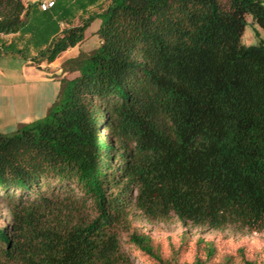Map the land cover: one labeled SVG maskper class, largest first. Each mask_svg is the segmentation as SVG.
<instances>
[{
    "label": "trees",
    "instance_id": "obj_1",
    "mask_svg": "<svg viewBox=\"0 0 264 264\" xmlns=\"http://www.w3.org/2000/svg\"><path fill=\"white\" fill-rule=\"evenodd\" d=\"M40 1L0 0V58L51 63L96 18L100 44L62 64L77 74L42 118L0 132V264H133L122 232L171 264L133 208L262 229L264 40L241 36L246 15L264 30V0Z\"/></svg>",
    "mask_w": 264,
    "mask_h": 264
},
{
    "label": "rangeland",
    "instance_id": "obj_2",
    "mask_svg": "<svg viewBox=\"0 0 264 264\" xmlns=\"http://www.w3.org/2000/svg\"><path fill=\"white\" fill-rule=\"evenodd\" d=\"M25 4L38 0H23ZM97 10L93 8L92 11ZM79 23L75 20V24ZM100 19L96 18L85 30L84 39L75 47L67 49L56 58L52 65L56 67V73L62 74V64L69 58L78 55L80 52H90L100 44L97 33ZM241 40L244 44H257L264 40V30L253 21L251 15H246V25L244 27ZM21 58V57H20ZM18 59L13 58V64H19ZM19 61V60H18ZM44 65L46 62L38 63L32 61L31 65ZM60 74V75H61ZM77 73H65L66 77L72 78ZM55 75V74H54ZM56 76V75H55ZM66 183L51 181L43 185L40 189L48 191H60ZM74 192L79 195L81 192L72 183ZM31 196H34L32 194ZM1 203V198H0ZM133 227L147 233L158 245L160 254L171 264H264V227L260 230L250 229L237 224H228L221 229H211L206 226L195 225L190 221L179 220L172 216L169 220L161 221L149 219L143 216L135 208L130 214ZM9 223V218L5 208L0 204V227ZM128 233H120L121 248L130 256L133 264H159L152 257L142 253L128 239ZM208 246L212 247V253L208 254Z\"/></svg>",
    "mask_w": 264,
    "mask_h": 264
},
{
    "label": "crops",
    "instance_id": "obj_3",
    "mask_svg": "<svg viewBox=\"0 0 264 264\" xmlns=\"http://www.w3.org/2000/svg\"><path fill=\"white\" fill-rule=\"evenodd\" d=\"M17 36L18 33L9 34L5 39L10 41ZM13 58L19 64H13ZM53 62L34 66L29 57L0 58V132L11 133L18 123L32 122L46 114L57 96L60 79L65 76V72H55Z\"/></svg>",
    "mask_w": 264,
    "mask_h": 264
},
{
    "label": "built area",
    "instance_id": "obj_4",
    "mask_svg": "<svg viewBox=\"0 0 264 264\" xmlns=\"http://www.w3.org/2000/svg\"><path fill=\"white\" fill-rule=\"evenodd\" d=\"M53 5H54V0H41L40 1L41 10H48Z\"/></svg>",
    "mask_w": 264,
    "mask_h": 264
}]
</instances>
